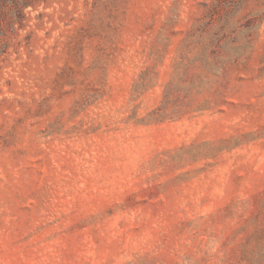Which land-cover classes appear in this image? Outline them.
<instances>
[{"label": "rangeland", "instance_id": "374dc122", "mask_svg": "<svg viewBox=\"0 0 264 264\" xmlns=\"http://www.w3.org/2000/svg\"><path fill=\"white\" fill-rule=\"evenodd\" d=\"M0 264H264V0H0Z\"/></svg>", "mask_w": 264, "mask_h": 264}]
</instances>
